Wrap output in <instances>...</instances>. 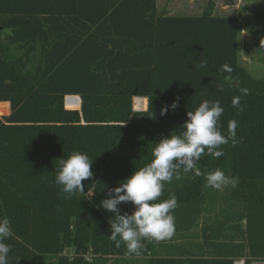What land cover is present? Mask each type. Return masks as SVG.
Returning <instances> with one entry per match:
<instances>
[{
    "label": "trees",
    "instance_id": "obj_1",
    "mask_svg": "<svg viewBox=\"0 0 264 264\" xmlns=\"http://www.w3.org/2000/svg\"><path fill=\"white\" fill-rule=\"evenodd\" d=\"M214 9L213 0L200 15L159 11L157 0H0V101L11 105L0 116V218L11 226L3 241L11 246L7 264H48V255H57V264L137 256L110 240L115 213L101 201L152 160L162 137L183 131L187 112L204 99L224 108L222 134L230 120L238 122L242 143L221 145L219 158L205 150L197 167L238 176L232 192L244 208L235 206L233 226L229 218L204 226L202 238L211 241L192 250L176 243L178 233L194 238L195 221L213 192L195 171L173 178L156 201L177 196L176 231L164 240L171 244L158 256L156 241L143 240L139 257H148V264L264 261V76L239 62V18ZM5 30L11 32L6 41ZM12 45L24 50L15 59ZM203 60L207 64L197 67ZM225 63L234 71H221ZM236 96L243 112L232 106ZM135 97L148 98L147 111L133 109ZM165 105L169 110L161 115ZM73 151L90 157L94 176L83 182L85 192L61 194L58 159ZM119 207L121 214L134 211L131 202ZM85 253L93 254L92 262H85Z\"/></svg>",
    "mask_w": 264,
    "mask_h": 264
},
{
    "label": "clouds",
    "instance_id": "obj_2",
    "mask_svg": "<svg viewBox=\"0 0 264 264\" xmlns=\"http://www.w3.org/2000/svg\"><path fill=\"white\" fill-rule=\"evenodd\" d=\"M207 60H203L197 67H203ZM221 71L231 73L234 69L225 63ZM218 91H224L223 84L217 85ZM241 93L249 94L248 89H241ZM241 96L232 99V106L240 112L244 107L240 104ZM179 97L171 104L176 109ZM147 111V108L144 109ZM169 106L161 109V115H166ZM224 112L218 100L204 99L198 108L187 112L188 119L181 126L183 131L162 137L153 149V158L146 165L136 169L134 173L119 187L108 190V198L101 201L103 209L115 213L110 219V240L117 248L121 242L126 245L128 254L141 255L145 248L143 240L161 242L171 239L176 231L174 210L179 206L175 193L161 202L165 184L183 179L188 173L195 171L196 176L205 175L206 187L223 192L229 185H238L239 177L226 175L223 170L216 168L207 174L201 172L197 164L202 156L219 158L224 155L221 145L231 141L233 147L242 143L237 139L236 120L228 122L227 135L222 134L220 117ZM55 183L60 186L61 194H74L77 190L85 192L84 181L93 178L92 161L81 152L73 151L67 159L60 158ZM131 202L134 211L121 214L119 205ZM11 236V226L8 219L0 220V264H7V256L11 246L4 243V238ZM119 237V239H118ZM71 258V257H69Z\"/></svg>",
    "mask_w": 264,
    "mask_h": 264
},
{
    "label": "rangeland",
    "instance_id": "obj_3",
    "mask_svg": "<svg viewBox=\"0 0 264 264\" xmlns=\"http://www.w3.org/2000/svg\"><path fill=\"white\" fill-rule=\"evenodd\" d=\"M160 0L161 9H168V12L174 14H185L188 12L201 14L208 5L209 0ZM215 3L214 14L216 15H235L239 18L240 34H239V62L245 66L256 77L264 76V0H213ZM24 50L19 48V45H12L9 56L15 59L20 56ZM39 53H33L29 66H34L38 60ZM9 104L7 111L3 105ZM134 105V100H133ZM146 106V103L144 104ZM135 106V105H134ZM148 107V102H147ZM11 105L9 101H0V116L9 114ZM213 198L210 202L218 203L221 208L225 206V202L231 205L226 198L218 197L217 190L211 188ZM216 190V191H215ZM212 206V204H210ZM216 205V204H215ZM218 205V206H219ZM232 204V207H235ZM211 206H208L210 209ZM219 207V208H220ZM237 207V206H236ZM241 209L244 205H240ZM240 209L239 207H237ZM225 209V208H224ZM237 209V210H238ZM235 210V209H234ZM223 215V213H221ZM205 241V240H204ZM210 237L205 241L209 244ZM72 251L65 250L64 253L71 255ZM155 253V251H154ZM152 254V253H151ZM93 254L85 253V262H92ZM96 256V255H95ZM99 256V255H97ZM92 258V259H91ZM101 264H148V257L143 256H103ZM91 259V260H90ZM48 264H57V255H48ZM89 264V263H83ZM91 264V263H90Z\"/></svg>",
    "mask_w": 264,
    "mask_h": 264
},
{
    "label": "crops",
    "instance_id": "obj_4",
    "mask_svg": "<svg viewBox=\"0 0 264 264\" xmlns=\"http://www.w3.org/2000/svg\"><path fill=\"white\" fill-rule=\"evenodd\" d=\"M169 2H170V0L168 1V5H169ZM157 7H158L159 11L165 10V11L168 12V10H169V8L168 9H165V8L161 9L160 0H157ZM193 11H195V10L193 9ZM193 11L192 12L190 11L188 13L185 12V14H180V15H200V14H197V13H193ZM168 13L169 14H174V13H170V12H168ZM176 15H178V14H176ZM9 33H11L10 30H5L2 33V39L5 40V41L8 40V39L5 38L6 37L5 35L9 34ZM4 108L7 109V106H4ZM226 175H228V174H226ZM232 191H233V187L230 186V185L228 187H226L223 192H220V191L217 190L216 192H218V194H219L218 197H220L221 199L225 197L231 205H228L225 202V206H223L221 208L220 206H222V204L219 205L218 203H213V202H210L209 204H207V208H208V206H211L210 204H212V206L208 210H207L206 206H205L206 210L204 209V211H203L201 209V211L199 213L200 217H198V219H196L195 225L193 227V232L195 234L194 238L191 239L189 237V235H188L189 232H187V231L183 232V233H182V231L181 232L179 231L178 239H177L176 243H178V244L179 243H184L185 244V242H186L188 245H192L193 246L192 250L198 251V248H199L200 245L204 246L205 244H207L202 238L203 236H202L201 230H202V228L204 226L211 224L215 220L216 221L217 220H220V221H224L225 220V221H227V218H229L230 225L233 226L234 216L231 213H233L235 207H232V204L235 205V203H236L237 206L240 207V205L243 204V203L242 202H238V201L235 200L234 197H236V196L233 194ZM242 209H243V207H242ZM221 213H223V215H221ZM216 216H217V219L215 218ZM228 216H230V217H228ZM243 224H244V222H243ZM226 234L227 233H225L224 235L226 236ZM233 234H234V232L231 229V231L228 232V235L230 237H232ZM185 235H187V236H185ZM156 244L158 246L157 249H156V254L158 256H162L165 253V248L163 246H167V245H169L171 243L161 241V242H156Z\"/></svg>",
    "mask_w": 264,
    "mask_h": 264
},
{
    "label": "built area",
    "instance_id": "obj_5",
    "mask_svg": "<svg viewBox=\"0 0 264 264\" xmlns=\"http://www.w3.org/2000/svg\"><path fill=\"white\" fill-rule=\"evenodd\" d=\"M138 99H140V101H138ZM144 100H145V97H135L134 98V105H133V109L135 111H142L144 110L145 108H147V103H146V106L144 105ZM146 101L148 102V99L146 98ZM234 264H246V259L244 257L242 258H237L235 261H234ZM252 264H264V261L262 260H254L252 262Z\"/></svg>",
    "mask_w": 264,
    "mask_h": 264
},
{
    "label": "bare ground",
    "instance_id": "obj_6",
    "mask_svg": "<svg viewBox=\"0 0 264 264\" xmlns=\"http://www.w3.org/2000/svg\"><path fill=\"white\" fill-rule=\"evenodd\" d=\"M146 99V98H145ZM138 101H140V99H138ZM146 103H147V101H146Z\"/></svg>",
    "mask_w": 264,
    "mask_h": 264
},
{
    "label": "water",
    "instance_id": "obj_7",
    "mask_svg": "<svg viewBox=\"0 0 264 264\" xmlns=\"http://www.w3.org/2000/svg\"><path fill=\"white\" fill-rule=\"evenodd\" d=\"M0 220H2V219L0 218Z\"/></svg>",
    "mask_w": 264,
    "mask_h": 264
}]
</instances>
